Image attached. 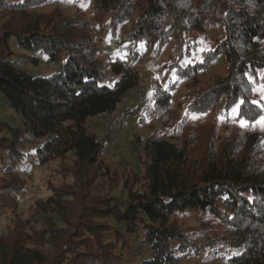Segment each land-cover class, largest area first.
I'll list each match as a JSON object with an SVG mask.
<instances>
[{
    "label": "trees",
    "instance_id": "trees-1",
    "mask_svg": "<svg viewBox=\"0 0 264 264\" xmlns=\"http://www.w3.org/2000/svg\"><path fill=\"white\" fill-rule=\"evenodd\" d=\"M46 1L0 0V97L21 124L0 122V217L13 212L23 189L18 167L70 158L64 169L74 182L36 205L42 229L12 222L0 236V264H183L200 246L174 218L194 211L227 229L218 250L235 253L224 264H264V155L229 119L219 140L207 122L182 120L187 135L181 127L168 136L153 131L141 148L140 169L125 176L120 196L112 194L113 184L104 185L103 195L96 192L97 177L114 174L99 159L106 142L86 122L113 113L137 76L122 65L108 75L86 17L30 12ZM92 15L98 22L108 18L112 28L130 24L128 39L147 47L173 40L178 58L188 56L184 37L200 29L202 18L220 23L224 37L211 58H223L224 75L191 95L188 111L204 114L222 103L227 111L236 106V120L248 125L262 116L253 89H264V0H94ZM15 50L25 53L22 62ZM209 58L178 75L203 74ZM22 63H43L50 73L33 75ZM152 91L156 110L173 107L170 90Z\"/></svg>",
    "mask_w": 264,
    "mask_h": 264
},
{
    "label": "rangeland",
    "instance_id": "rangeland-1",
    "mask_svg": "<svg viewBox=\"0 0 264 264\" xmlns=\"http://www.w3.org/2000/svg\"><path fill=\"white\" fill-rule=\"evenodd\" d=\"M93 1L47 0L46 3L33 8L30 12L35 15H49L60 11L66 19H72L75 16L86 17L95 30L97 57L105 65L108 75L113 77L114 69L122 65L130 68L137 76L136 85L124 95L113 113L90 118L86 122V129L106 142L99 159L109 168L110 176L114 174L112 179L104 175L97 177V193L103 195L104 185L113 184L116 190L112 194L119 197V188L125 176L132 172V169H140V161L144 159L141 150L144 140L153 131L167 136L176 132L181 127L182 120L183 125L207 122L211 134L219 140L228 134L224 128V122L229 119L231 125L245 130L246 143L249 145L255 143L264 155V89L260 84L254 86L253 96L263 110V114L251 125L244 120H236V106L227 111L222 107V103H217L204 114L188 111L191 95L198 89H206L214 79L224 75L226 65L223 58H211L214 49L224 37L220 23H210L206 18H202L200 29L184 37L186 40H184L186 44L184 52L188 51V56L178 58L174 52L173 40L162 47L155 45L147 47L142 42L135 43L128 39L130 24L124 23L112 28L108 18L98 22L92 15ZM15 52L19 56V62H22L25 53L21 50H15ZM206 55L210 57V63L203 74L190 79L178 75L179 71L188 65L202 62ZM35 56L44 62L45 57L42 53ZM21 66L36 76H47L50 73L43 63L39 67L25 63ZM155 87L170 90L173 107L167 112L162 113L154 108L152 90ZM0 122L21 127L13 110L1 97ZM185 131L186 128L181 127V132L187 135ZM27 162L23 160L22 164L26 165ZM70 163L71 159L68 158L53 160L44 165L30 164L26 169L18 167L19 183L23 185V189L13 212L8 211L0 217V236L11 230L14 227L12 222L16 220H21L25 224L29 223L30 227L33 226L37 230L42 229L40 226L38 229L35 223L36 205L51 196L52 190L73 184V176L64 169ZM4 180L0 171V184ZM174 221L189 240L200 246L198 251L190 250L184 255L183 264H224L235 253L228 248L225 251L218 250L221 239L228 235V231L217 218L194 211L177 215Z\"/></svg>",
    "mask_w": 264,
    "mask_h": 264
}]
</instances>
